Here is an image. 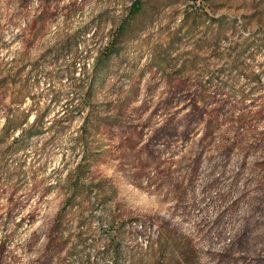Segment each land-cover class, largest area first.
<instances>
[{
    "label": "rangeland",
    "instance_id": "374dc122",
    "mask_svg": "<svg viewBox=\"0 0 264 264\" xmlns=\"http://www.w3.org/2000/svg\"><path fill=\"white\" fill-rule=\"evenodd\" d=\"M135 1L0 0V264H264V0Z\"/></svg>",
    "mask_w": 264,
    "mask_h": 264
},
{
    "label": "trees",
    "instance_id": "16d2710c",
    "mask_svg": "<svg viewBox=\"0 0 264 264\" xmlns=\"http://www.w3.org/2000/svg\"><path fill=\"white\" fill-rule=\"evenodd\" d=\"M142 4H143V0H136L134 3H133V6L131 8V12H130V16L131 15H135L136 13H138L142 7ZM15 130V129H13Z\"/></svg>",
    "mask_w": 264,
    "mask_h": 264
}]
</instances>
